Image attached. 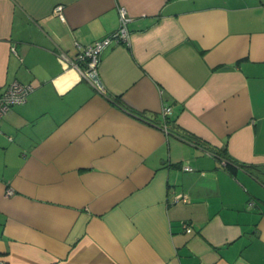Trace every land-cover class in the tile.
<instances>
[{
	"label": "crops",
	"instance_id": "obj_1",
	"mask_svg": "<svg viewBox=\"0 0 264 264\" xmlns=\"http://www.w3.org/2000/svg\"><path fill=\"white\" fill-rule=\"evenodd\" d=\"M120 7L98 86L57 55ZM14 81L33 92L0 122V262L264 264V0H0Z\"/></svg>",
	"mask_w": 264,
	"mask_h": 264
},
{
	"label": "built area",
	"instance_id": "obj_2",
	"mask_svg": "<svg viewBox=\"0 0 264 264\" xmlns=\"http://www.w3.org/2000/svg\"><path fill=\"white\" fill-rule=\"evenodd\" d=\"M62 9L63 7L61 5L55 6L52 10V14L63 19ZM118 13L119 25L111 35L90 45L82 47L79 46L78 53L73 58H69L64 53H58L57 57L59 61L66 67H74L80 70L86 80L92 84L95 83L92 81V77L96 75L100 55L103 50L110 45H129V32L127 28L129 18L127 16V12L123 7H120ZM32 92L33 87L30 85H22L17 81L10 83L4 91L0 93V122L10 112L12 107L23 104L26 101L27 96ZM161 114L163 117V123L162 125H158V127H160L164 133L167 134L169 131L165 122L171 114V109L169 107H163ZM222 164L224 165L225 162L222 161ZM184 170L191 171L189 167H184ZM6 193L7 195H12L13 191L9 189ZM184 229L187 233L191 232V228L187 225H184ZM0 264L7 263L2 261Z\"/></svg>",
	"mask_w": 264,
	"mask_h": 264
},
{
	"label": "trees",
	"instance_id": "obj_3",
	"mask_svg": "<svg viewBox=\"0 0 264 264\" xmlns=\"http://www.w3.org/2000/svg\"><path fill=\"white\" fill-rule=\"evenodd\" d=\"M165 123H166V126H168V128L171 131H174L173 128H171V124L169 122L166 121ZM186 138L192 142H195V143L198 142L195 139H193L192 137H190V135H188ZM215 154H216V156L220 157L225 162V164H224L225 169H227L232 174L235 173L237 168L248 169V170L254 168L253 166L244 165V164L238 163V162L230 159L224 150L215 152Z\"/></svg>",
	"mask_w": 264,
	"mask_h": 264
},
{
	"label": "water",
	"instance_id": "obj_4",
	"mask_svg": "<svg viewBox=\"0 0 264 264\" xmlns=\"http://www.w3.org/2000/svg\"><path fill=\"white\" fill-rule=\"evenodd\" d=\"M92 81H94L96 83V85L101 86V83H100L97 75H95L94 77H92Z\"/></svg>",
	"mask_w": 264,
	"mask_h": 264
}]
</instances>
